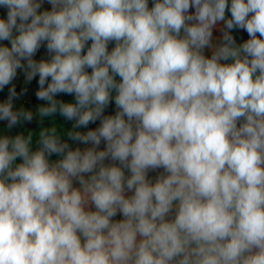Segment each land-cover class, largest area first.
<instances>
[{
	"label": "clouds",
	"instance_id": "9594fccd",
	"mask_svg": "<svg viewBox=\"0 0 264 264\" xmlns=\"http://www.w3.org/2000/svg\"><path fill=\"white\" fill-rule=\"evenodd\" d=\"M0 264H264V0H0Z\"/></svg>",
	"mask_w": 264,
	"mask_h": 264
},
{
	"label": "trees",
	"instance_id": "16d2710c",
	"mask_svg": "<svg viewBox=\"0 0 264 264\" xmlns=\"http://www.w3.org/2000/svg\"><path fill=\"white\" fill-rule=\"evenodd\" d=\"M20 88V86H18V89Z\"/></svg>",
	"mask_w": 264,
	"mask_h": 264
},
{
	"label": "rangeland",
	"instance_id": "374dc122",
	"mask_svg": "<svg viewBox=\"0 0 264 264\" xmlns=\"http://www.w3.org/2000/svg\"><path fill=\"white\" fill-rule=\"evenodd\" d=\"M18 86H20V85L18 84Z\"/></svg>",
	"mask_w": 264,
	"mask_h": 264
},
{
	"label": "water",
	"instance_id": "95a60500",
	"mask_svg": "<svg viewBox=\"0 0 264 264\" xmlns=\"http://www.w3.org/2000/svg\"><path fill=\"white\" fill-rule=\"evenodd\" d=\"M19 90V89H18Z\"/></svg>",
	"mask_w": 264,
	"mask_h": 264
}]
</instances>
